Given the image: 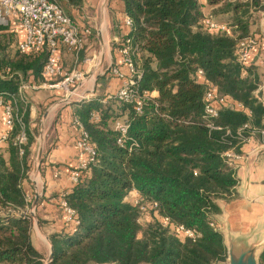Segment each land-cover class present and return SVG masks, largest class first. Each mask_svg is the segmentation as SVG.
Here are the masks:
<instances>
[{
  "label": "trees",
  "instance_id": "obj_1",
  "mask_svg": "<svg viewBox=\"0 0 264 264\" xmlns=\"http://www.w3.org/2000/svg\"><path fill=\"white\" fill-rule=\"evenodd\" d=\"M122 1L132 25L112 50L129 46L142 72L134 87L142 105L137 110L134 102L114 95L74 103L96 155L64 195L79 223L50 235L51 264H220L227 248L215 223L217 200L234 197L238 184L236 166L225 153L241 154L243 143L264 129L260 67L241 64L235 53L247 37L261 45V26L258 32L251 28L262 13L253 15L252 9L264 12V0ZM206 6L212 9L209 15ZM206 17L226 28L210 30ZM2 29L0 96L17 93L22 80H58L43 75L46 49L21 53L17 33ZM210 85L240 106H222L216 117L207 116L203 97ZM17 107L20 120H14L0 147V264H45L32 242L33 224L25 213L30 202L23 189L38 129L30 125L28 103ZM118 120L126 121L125 134L114 126ZM240 128L245 140L237 134ZM23 133L26 140L20 143ZM132 190L141 197L137 204L126 200ZM144 203L157 209L142 222ZM164 217L193 229L197 237L163 226Z\"/></svg>",
  "mask_w": 264,
  "mask_h": 264
},
{
  "label": "crops",
  "instance_id": "obj_2",
  "mask_svg": "<svg viewBox=\"0 0 264 264\" xmlns=\"http://www.w3.org/2000/svg\"><path fill=\"white\" fill-rule=\"evenodd\" d=\"M55 1L62 5L66 10L65 12L80 28H88L85 14L88 8L93 10L99 3L103 5V9H101L103 26L101 33H97L98 40L101 43L103 41V48L105 45L108 47L109 44L108 27H110L113 40L119 39L122 34L128 31V26L125 24L127 15L124 13L122 0H102V2L100 0H81L79 4H74L69 0ZM106 5L107 8H105ZM206 8L207 6L204 7V10ZM260 25L264 35L263 16H261ZM14 27H16V21L12 22V25L8 28L3 27L2 30L4 32L15 31ZM90 35L91 33L87 36L84 48L78 55L61 46L60 53L65 71H79L81 62L88 61V59L80 61V54L93 46L94 40ZM260 43L261 45L257 47L251 56L249 64L260 67L262 79L264 80V41ZM106 54L108 53L102 49L101 56L97 61L88 64L86 69L84 66V72L90 71L93 74L91 76L93 82L88 83L87 78L81 88L82 98L84 97L85 100L98 96L102 98L110 96L124 82L123 78L109 72H106L104 76H98L105 63H107V69L111 66H117L125 75L127 74V66L123 61L124 58L120 49L111 50L108 58ZM102 72L104 74V71ZM21 82L27 84L23 92L24 102L29 105L30 125L34 127L36 125L37 110L42 104L39 100L48 97V100H50V97L57 93L56 87L49 86L55 82L47 81L49 83L47 85H44V82L40 84L23 80ZM261 96L264 97V89L261 90ZM65 97L58 98L44 112V114L46 112L48 114L46 117L43 114L47 127L43 135L44 149L42 150V156L39 160L38 158L34 159L33 168L28 179L23 181L24 192L31 201L32 207L34 200L38 199L33 210L37 216L39 226L35 220L34 223L32 222L34 229L32 241L40 252H43L44 247H47L50 253V235L70 227V224L66 222L62 201L65 199L64 195L74 185L71 180V171L77 168L82 159L76 144L79 129L74 123L75 102L67 104L69 102H66ZM76 102L80 101L77 100ZM4 130L3 113L0 107V137ZM42 132L39 131L38 136L36 135L32 147V150H35L36 147L37 154L41 146ZM4 142L5 140L1 141L0 139V147L5 145ZM241 150L242 153L233 158L236 166V178L238 179L235 189L236 195L229 200L223 198L217 200L220 212L215 215V223L222 232L224 239L230 237L243 245L264 240V133L259 131L253 133L243 143ZM138 195L139 193L136 190H132L127 195L126 200L135 203Z\"/></svg>",
  "mask_w": 264,
  "mask_h": 264
},
{
  "label": "built area",
  "instance_id": "obj_3",
  "mask_svg": "<svg viewBox=\"0 0 264 264\" xmlns=\"http://www.w3.org/2000/svg\"><path fill=\"white\" fill-rule=\"evenodd\" d=\"M200 1L203 3L207 2V0ZM15 21L16 27L14 28L18 36L17 49L21 53H30L36 50L46 49L47 59L42 71L43 75L47 79L60 78L49 86L62 87L68 91L69 84L75 79L78 81L83 74L77 70H72L71 72L64 70L60 48L64 46L67 50L78 55L83 50L87 36L91 33V30L89 28H80L65 12L62 5L55 0H0V27L8 28ZM204 23L212 31L224 30L226 28L224 23L215 22L208 17L205 18ZM125 24L128 27L132 25V21L128 16L125 19ZM127 42H129V39ZM258 46L259 42L256 37H247L241 40L235 52L238 61L243 65H248L251 56ZM120 50L128 71L125 75L117 66L108 68L107 72L124 79L122 86L112 95L126 102H134L136 109L140 110L142 102L135 97L134 87L141 79L142 72L134 65L129 55V46L126 45ZM198 74L201 75V71H198ZM47 84H49L47 81L44 82V85ZM26 87L27 84L21 82L17 93L12 94L8 99L0 96V107L2 108L3 122L5 125V130L0 137L1 141L7 138L8 132L13 127L14 120L16 118L20 120L17 105L20 101H25L23 92ZM262 89H264V80L259 90ZM256 94H258V90ZM260 99L264 102V97L261 96ZM203 100L205 102V114L209 117H216L222 106H240L229 96H221L217 88L213 85H210L206 89ZM74 123L79 129L76 144L82 155L80 164L71 171V180L75 184L79 182L83 170L87 169L89 164L94 161L96 150L94 144L90 141L89 134L76 116L74 117ZM114 126L122 134L126 133L128 127L126 121L122 120L116 121ZM241 131L242 128L238 130L237 134L245 140L246 138L243 137ZM259 132L264 133V129H261ZM25 140L26 136L23 133L19 141L21 143ZM118 141L121 142V139ZM225 154L229 164L235 165L233 158L237 154L232 150H228ZM140 200L141 197L138 195L135 203H139ZM62 206L64 208L66 222L70 226L77 225L79 220L75 210L68 205L65 199L62 201ZM148 208L156 210L157 206L151 203L141 204V210L143 212H146ZM162 224L165 227L171 226L175 228L182 237L192 239L197 237L193 229L187 228L182 224H173L168 217L163 218Z\"/></svg>",
  "mask_w": 264,
  "mask_h": 264
},
{
  "label": "rangeland",
  "instance_id": "obj_4",
  "mask_svg": "<svg viewBox=\"0 0 264 264\" xmlns=\"http://www.w3.org/2000/svg\"><path fill=\"white\" fill-rule=\"evenodd\" d=\"M100 1L102 2V0H100ZM105 8H107V5H106ZM101 9H103V5H100V3H99V4H97V6H95V8L93 10L88 8L87 12L85 13L86 14V17H87L86 18V25L88 26L89 29H91V35H90V37L93 38L94 42H93V46L91 47V49L85 50V52H82V54H80V61L82 59H84V60L88 59V61H82L81 62V66L78 69L79 72H82L83 76L78 81L75 79L73 82H71L69 84V90L68 91L65 90L62 87H56L57 93L55 95H52L50 97V100H48L49 97L48 98H45V99H40L39 100L42 104L40 105V108L37 110V114H36V125H35V127L38 129V133H39V131L40 132L43 131L42 132V140L40 142V144L42 146V150L44 149V147H43L44 146L43 145L44 144L43 135H44V131H45L46 127H47L46 126V123H45V119H43L44 112L51 107V105H52V103L54 101H56L58 98L65 97V95H67L65 97L66 98V102H69L67 104H71L73 102H76L77 100L80 101V99L83 96V94L81 92V90H82L81 88H82L83 84L85 83V81H87V78H88V81H87L88 83L93 82V80H91V76H93V74H91L90 71L84 72V70L87 68V65L90 64V63H94L95 61L98 60V58L101 56L102 49H104V51L108 53V54H106V55H108L107 56V58H108L109 57V52H111V50H112L113 43L114 42H117L119 40V39H117V40H113L112 39V36L110 34V32H111L110 27H108L109 28V33H108V35H109L108 36L109 37V42L108 43L109 44H108V47H107V45L104 44L105 46L103 48V44H102L103 41L101 43L98 40L97 33L98 32L101 33V28L103 26L102 10ZM211 10H212L211 8H206L205 14L209 15V13L211 12ZM261 11H262V9L260 7H257L256 9H252L253 15H259V14L262 13L261 16H263V13L264 12H261ZM106 12H107V10H106ZM258 18L259 17H256V19L254 20V23L252 25V28H251V29H253V31L255 29V32H258L259 25H260V21H261ZM107 20H108V16H107ZM225 20H222V22L225 21ZM257 20H259V21H257ZM89 40H90V38H89ZM263 41H264V38H263ZM84 66H85V69H84ZM69 70H71V69H69ZM107 70H108L107 69V63H105L104 67L101 69V71L99 73L100 75H98V76L99 77L102 76V75L104 76L106 74ZM102 71H104V74H103ZM69 72H71V71H69ZM57 79L59 80L60 78H57ZM54 97H57V98H54ZM81 100H83V98ZM42 119H43V121H42ZM37 136H38V134H37ZM37 155L38 154L36 152V147H35V150H32V156H31L32 161H31L30 171L33 168V161H34V159L37 158ZM25 196H26V194H25ZM26 199L30 202V205H28L27 208L25 209V213L26 214L28 213V215L30 216L32 222L34 223V219L30 215V212H31V210L33 208L32 205H31L32 203H31V201L27 197H26ZM150 211H151V208H148L146 214H143L142 215V217H141L142 222H145V220H149L150 219V214H149ZM35 217H37V216L35 215ZM33 231H34V229H33V225H32L31 238L33 236V234H32ZM41 253L44 255V260L46 262V260L48 258V254H49L48 248L47 247H44V250ZM112 264H115V263H112Z\"/></svg>",
  "mask_w": 264,
  "mask_h": 264
},
{
  "label": "water",
  "instance_id": "obj_5",
  "mask_svg": "<svg viewBox=\"0 0 264 264\" xmlns=\"http://www.w3.org/2000/svg\"><path fill=\"white\" fill-rule=\"evenodd\" d=\"M48 112L44 114L46 117ZM42 156V146H40L37 158L38 160ZM38 199H35L33 202V208L36 207ZM31 210V217L37 222L39 226V222L35 217L34 210ZM28 214V213H27ZM29 216V215H28ZM224 238V237H223ZM224 243L227 248V257L225 261L220 262V264H261L260 263V254L264 249V240L256 241L250 244H243L234 241L232 238L227 237L224 239ZM54 255V248L52 243H50V253L45 264H51ZM89 264H99V263H89ZM102 264H112V263H102Z\"/></svg>",
  "mask_w": 264,
  "mask_h": 264
}]
</instances>
